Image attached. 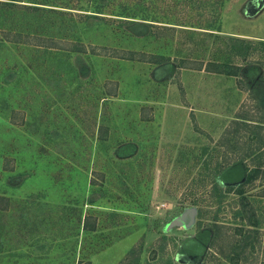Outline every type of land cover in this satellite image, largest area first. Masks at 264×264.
<instances>
[{
	"label": "rangeland",
	"instance_id": "obj_1",
	"mask_svg": "<svg viewBox=\"0 0 264 264\" xmlns=\"http://www.w3.org/2000/svg\"><path fill=\"white\" fill-rule=\"evenodd\" d=\"M9 2L0 264H264V0Z\"/></svg>",
	"mask_w": 264,
	"mask_h": 264
},
{
	"label": "trees",
	"instance_id": "obj_2",
	"mask_svg": "<svg viewBox=\"0 0 264 264\" xmlns=\"http://www.w3.org/2000/svg\"><path fill=\"white\" fill-rule=\"evenodd\" d=\"M8 1H10L9 3L14 4L15 1H18V0H8ZM35 3H37V2H35ZM102 9H104V8L101 7L100 10H102ZM100 10L99 11H92V13L90 14V17L91 18L99 17L98 14L103 13ZM122 12L125 14L124 11H122ZM119 16L130 17V16L122 15V14H120ZM146 22H147L146 19H143V18H140V19L135 20V21L132 20L131 23L128 24V30H130L132 32L134 27L140 26L142 28V31L137 32V35L144 34L150 25L149 23H146ZM133 32L136 33L135 31H133ZM49 47H52V46H49ZM82 49L84 50L85 48L82 47ZM83 50H80V51H83ZM123 58H125V57H123ZM209 71L220 72V73L222 72V70H217V69L216 70L210 69ZM245 172H246V167L242 163H237L234 166L228 168L226 171H224V174L227 175L226 177H228V175L230 177L226 178L223 175L225 177V178H223V182L234 183V184L240 183V185H239L240 189H237V193H242V189L244 188V184L252 182V179H253V173H251V174L249 173L248 175H246ZM208 235H209L208 231L199 232V234L197 235L196 238H193L189 241V243L187 244V248L193 250L194 251L193 254L202 252V250L205 247L204 244H205V241L207 240L206 238H208ZM185 251H187V249H185ZM189 253H191V252H189Z\"/></svg>",
	"mask_w": 264,
	"mask_h": 264
},
{
	"label": "water",
	"instance_id": "obj_3",
	"mask_svg": "<svg viewBox=\"0 0 264 264\" xmlns=\"http://www.w3.org/2000/svg\"><path fill=\"white\" fill-rule=\"evenodd\" d=\"M183 222L182 217L175 218L173 221H171L168 225L167 228L173 227L180 225Z\"/></svg>",
	"mask_w": 264,
	"mask_h": 264
}]
</instances>
